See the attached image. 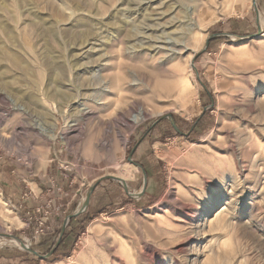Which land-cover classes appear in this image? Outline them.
I'll return each instance as SVG.
<instances>
[{
  "label": "rangeland",
  "instance_id": "1",
  "mask_svg": "<svg viewBox=\"0 0 264 264\" xmlns=\"http://www.w3.org/2000/svg\"><path fill=\"white\" fill-rule=\"evenodd\" d=\"M257 5L262 16L252 0H0V239L42 255L65 241L39 264H264ZM147 17L166 50L138 32ZM143 139L155 179L129 160ZM125 170L139 172L135 195L106 178L85 226L68 221ZM65 208L63 234L45 238Z\"/></svg>",
  "mask_w": 264,
  "mask_h": 264
},
{
  "label": "crops",
  "instance_id": "2",
  "mask_svg": "<svg viewBox=\"0 0 264 264\" xmlns=\"http://www.w3.org/2000/svg\"><path fill=\"white\" fill-rule=\"evenodd\" d=\"M174 120V119H173ZM199 120V119H198ZM201 120H202V118H201ZM171 122H172V120H171ZM176 123V122H175ZM172 124V123H171ZM173 125V124H172ZM177 126V125H176ZM175 128V127H174ZM175 130H176V128H175ZM178 131V130H177ZM179 132V131H178ZM145 145H146V142L144 141V139L143 140H141L140 142H138L135 146H134V148H133V150H132V152H131V157L133 156V157H135V162H134V160H133V164L136 166V167H138V168H140V170H141V172H142V176L145 178V173H144V171L146 172V176H147V178H156V176H157V173H158V168H159V166H160V164H159V162L158 161H156L155 159H153V156L152 155H149L147 152H146V148H145ZM143 152V155H142V160L141 159H136V156L137 155H139L140 154V152ZM134 166V167H135ZM133 174V176L132 177H129V179L128 178H126L124 181L126 182V185H127V187H128V189H126V187H125V185L121 182V181H119L120 183H122V185H123V187H120V189H122V190H124V191H126V193H128L129 195H131V196H133V195H135L134 193H130L129 192V189L131 188L132 189V187H130V185H132V186H136V184H132V182H136L137 180H138V177L140 178V176H138V171L135 173V172H133V171H131ZM156 182H157V180H156ZM147 183V182H146ZM146 183H144L145 185H146ZM99 184H97V186H98ZM97 186L95 187V189L93 190V192H92V194H91V196H90V202H89V205L85 208V210H80V207H81V205H80V207H79V209H78V212H76L75 214H73V216H71L70 214L68 215V221H70V220H72V224H75V221H77L76 222V225H77V227H78V229H81L82 228V226H85L84 225V223L86 222V220L87 219H89V215H87V216H85V217H79L81 214L80 213H83L84 211H89L90 210V203H91V197L93 196V195H95L96 194V192H97ZM119 187V186H118ZM69 209H63V211L60 213V215L59 214H57V216H51L50 218H48V220H47V225L50 227L51 226V224L53 225L52 227H51V229H53V231H50L51 229L49 228V230L47 229L45 232H44V237L45 238H48L47 236L48 235H50L52 232H54L55 233V231H56V229H58L57 231H60L59 230V226H58V224H60V228H61V234H63V232H64V230H65V227H66V220L67 219H65V214L68 212L69 213V211H68ZM71 210V209H70ZM103 210V206H99V207H97V208H91V214L92 213H97V212H101ZM61 214H63V215H61ZM93 215V214H92ZM75 229V228H74ZM50 238L52 237V236H49ZM54 238V237H53ZM55 239H57V240H55L56 241V244H55V246L52 248V250H53V252L55 251V249L58 247V245L59 244H61L60 242L61 241H59V238H55ZM65 244V241H63L62 242V244H61V246H63ZM60 246V247H61ZM30 247V246H29ZM59 247V248H60ZM23 250H21V251H14V252H11V251H2V252H0V264H39V260L40 259H43V257H42V254H40L39 253V251L38 250H35L34 248H31L33 251H35V252H33V251H28V250H26V249H24V248H22Z\"/></svg>",
  "mask_w": 264,
  "mask_h": 264
},
{
  "label": "bare ground",
  "instance_id": "3",
  "mask_svg": "<svg viewBox=\"0 0 264 264\" xmlns=\"http://www.w3.org/2000/svg\"><path fill=\"white\" fill-rule=\"evenodd\" d=\"M212 1V0H211ZM219 1V0H218ZM212 3V2H211ZM258 14H259V16L261 15V12H260V10H258ZM145 15V14H144ZM153 16H155V15H153ZM158 15H156V17H157ZM262 16V15H261ZM156 17H147L146 19H147V21L148 22H146V23H138V28L139 29H141L140 31L138 30V32H140V35H142V37H144V38H148L149 40H151L154 44L152 45V48H153V50L155 51V50H158V51H160L161 49H164V50H166L167 49V46H164V45H167L166 43L168 42V41H166L167 39H162V35L161 34H155L154 36H153V39H152V35L151 34H147V32L148 31H146L145 32V29H147L148 28V30H153V31H159V29L157 28V26H158V21H159V18H156ZM261 19H262V17H260ZM145 19V20H146ZM262 20H263V22H262ZM261 20V27L263 26L262 24H264V19H262ZM175 25V23L174 24H172V25H170L169 27H167V28H170V27H175L174 26ZM177 28V27H176ZM144 30V31H143ZM176 29H174V30H172L171 31V33H177L178 31H175ZM179 30V29H178ZM145 32V33H144ZM261 32H262V29H261ZM142 46H144V45H142ZM157 51V52H158ZM156 54V53H155ZM152 57H154V56H151V58ZM151 75V78H153L154 77V73H152V74H150ZM143 82V84L146 86V87H148V88H151L150 87V81H146V82H144V81H142ZM157 88V90L159 91V88L161 89V88H163V85L162 84H160L159 82H157V81H155V86H154V89H156ZM154 91V90H153ZM155 92V91H154ZM157 92V91H156ZM3 94V93H2ZM1 94V95H2ZM3 97V96H2ZM4 98V97H3ZM118 105V104H117ZM116 105V107H118ZM2 108V107H1ZM3 109V108H2ZM86 109V108H85ZM4 110H6V109H4ZM9 110V109H8ZM10 111V110H9ZM83 111H85L84 109H83ZM87 111V110H86ZM6 112H7V110H6ZM89 111H87V113H88ZM10 113V112H9ZM137 113V112H136ZM146 115V112H145V110H143V109H139L138 110V113L134 116V122H139L140 120H142L143 119V117ZM2 120V119H1ZM133 173L131 172V171H128V170H125V171H123V172H120V174H118V175H115V176H118V177H120V178H123L124 180L126 179V178H128V177H132L133 175H132ZM140 193H141V191H139L138 193H136V195H140ZM86 197L87 196H85V198L83 199V202H82V204H81V207H80V210L82 211V210H85V206H84V203H85V201H86ZM185 216H186V218H192V210L191 209H188V208H185ZM100 227H98L97 229H99ZM7 242H14V243H16L17 244V246H20L21 248H23L22 246H21V244H20V242H18L17 240H15V239H13V238H10V239H8V238H5L4 236H2L1 237V239H0V243H7Z\"/></svg>",
  "mask_w": 264,
  "mask_h": 264
},
{
  "label": "water",
  "instance_id": "4",
  "mask_svg": "<svg viewBox=\"0 0 264 264\" xmlns=\"http://www.w3.org/2000/svg\"><path fill=\"white\" fill-rule=\"evenodd\" d=\"M252 5H253V7H254V9H255L256 14L258 15V5H257V0H252ZM258 30L261 31L260 26H259ZM215 36H216V35H212L210 38H208V40H207V42H206V46L209 45L210 40L212 39V37H215ZM171 120H172V124H173V126L176 128V130H178V131L180 132V130H179L178 127L176 126L175 121H174L173 119H171ZM129 160H130L131 162H133L131 156L129 157ZM133 163H134V162H133ZM144 173H145V177H146V172L144 171ZM106 178L117 179V180L121 181V182L125 185L126 189H128V187H127V185H126V182H125L122 178H120V177H118V176H114V175H107V176H104V177L100 178L99 180H97V181H96V182L90 187L89 191L87 192V195H86V196H87V197H86V201H85V203H84L85 208L89 205V202H90V196H91L93 190L95 189V187L97 186V184H98L100 181H102V180H104V179H106ZM71 216H73V215H71ZM20 244H21V246H22L24 249H26V250H28V251H33V250H32V249H31V248H30L25 242L20 241ZM33 252H35V251H33ZM35 253H36V252H35ZM52 253H53V250H51L47 255H42V257H43V258L49 257Z\"/></svg>",
  "mask_w": 264,
  "mask_h": 264
},
{
  "label": "trees",
  "instance_id": "5",
  "mask_svg": "<svg viewBox=\"0 0 264 264\" xmlns=\"http://www.w3.org/2000/svg\"><path fill=\"white\" fill-rule=\"evenodd\" d=\"M61 244H62V243H61ZM61 244H59L58 248L61 246ZM56 250H57V249H56ZM56 250H55V251H56Z\"/></svg>",
  "mask_w": 264,
  "mask_h": 264
}]
</instances>
